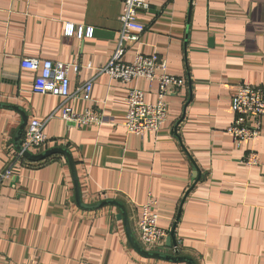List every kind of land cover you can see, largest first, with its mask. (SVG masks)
<instances>
[{
	"label": "crops",
	"instance_id": "1",
	"mask_svg": "<svg viewBox=\"0 0 264 264\" xmlns=\"http://www.w3.org/2000/svg\"><path fill=\"white\" fill-rule=\"evenodd\" d=\"M147 1L150 9L139 13L146 31L124 60L157 54L186 79L167 98L158 133L141 138L125 128L129 90L154 103L156 84L125 86L99 75L117 48L123 0H0V105L19 108L29 121L48 120L63 100L33 93L36 74L22 59L77 66L71 90L94 80L91 100L68 105L80 114L93 108L105 123L76 127L59 112L46 125L50 144L42 153L72 154L82 204L119 202L136 239L142 206L153 196L159 227L176 225L180 255L194 264H264V119L261 135L240 146L227 131L239 86L264 88V0ZM68 25L93 36L69 35ZM21 124L19 112L0 107V175L15 163L13 178L0 186V264H178L138 254L119 208H80L65 156L18 159ZM251 152L260 165L244 164ZM161 251L150 253L172 255L166 243Z\"/></svg>",
	"mask_w": 264,
	"mask_h": 264
},
{
	"label": "built area",
	"instance_id": "2",
	"mask_svg": "<svg viewBox=\"0 0 264 264\" xmlns=\"http://www.w3.org/2000/svg\"><path fill=\"white\" fill-rule=\"evenodd\" d=\"M150 5L147 0H123V8L120 16L121 31L116 51L109 64L100 69L99 75H108L112 80L129 86L137 80H146L149 84L157 85V97L154 103H148L145 93L139 89L131 88L126 101L127 115L125 128L130 136L145 137L149 133H158L166 123L169 114L167 98L177 95L186 86V79L169 72L168 62L155 54L152 56L137 54L133 61L124 60L129 45L137 42L146 31L145 25L139 20V13L148 11ZM75 26L68 25V34L80 38L92 37L93 29L84 32L83 28L76 30ZM24 70L36 74L33 82V93L50 95L61 98L63 104L46 121L31 120L28 122L22 135V152L18 153V159H24V152L34 155L42 153L50 144L45 133L49 120L56 118L60 112V118L76 127L101 126L105 123L104 116L93 108L84 113H77L68 103L74 99L91 100L93 81L86 82L83 86L71 90L70 73L77 72L78 67L63 63H55L49 60L24 58L21 62ZM232 111L235 114L233 124L228 128L237 146L254 141L261 135L262 119H264V88L253 87L247 84L239 86L233 98ZM248 167L260 165L258 154L251 152L244 159ZM15 163L0 175V186L13 178ZM157 200L150 196L142 206L141 216L137 223L136 240L138 244L149 252H162L170 232L159 227V216L154 207ZM172 255L181 254L180 244L171 249Z\"/></svg>",
	"mask_w": 264,
	"mask_h": 264
},
{
	"label": "water",
	"instance_id": "3",
	"mask_svg": "<svg viewBox=\"0 0 264 264\" xmlns=\"http://www.w3.org/2000/svg\"><path fill=\"white\" fill-rule=\"evenodd\" d=\"M213 42V41H210ZM0 107H5V108H10L13 109L17 112H19L22 116V124L17 132V137L15 139V142L17 144V150L18 152H22V148H21V138L22 135L26 129V126L28 124V117L17 107H10V106H2L0 105ZM180 122H178L175 130H177L178 126H179ZM63 155L67 158L68 162H69V166H70V170L72 172V178H73V182L75 185V191H76V201L77 204L80 208L84 209V210H99L102 208H105L107 206H114L117 207L121 210L122 214H123V218H124V225L126 228V232H127V237H128V241L131 245V247L141 256L145 257V258H150V259H157V260H161V261H167V262H172V263H178V264H194L192 260L181 256L179 253H176L175 255H163V254H155V253H150L148 251H145L137 242V240L135 239L131 227H130V223H129V218H128V213L125 209V207L120 204L117 201H105L102 202L101 204L95 206V207H86L82 204V197H81V192H80V184L78 181V176H77V171H76V165L74 162V158L72 156V154L63 148H52L44 153L38 154V155H34L32 153L29 152H24V158H26L29 161L32 162H42L54 155ZM200 179V172L198 171V168L195 167V173H194V187L197 184L198 180ZM192 190H189V192H187V195L191 192ZM179 218L177 219L178 222ZM176 246V225L174 226V228L171 230L170 232V236L167 239L166 242V247L168 249H171L172 247Z\"/></svg>",
	"mask_w": 264,
	"mask_h": 264
}]
</instances>
